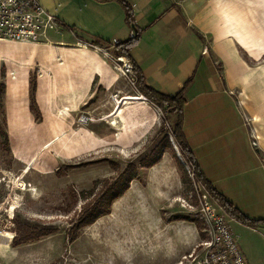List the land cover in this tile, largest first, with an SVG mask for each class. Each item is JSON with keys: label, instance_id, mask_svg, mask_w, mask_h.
Wrapping results in <instances>:
<instances>
[{"label": "rangeland", "instance_id": "obj_1", "mask_svg": "<svg viewBox=\"0 0 264 264\" xmlns=\"http://www.w3.org/2000/svg\"><path fill=\"white\" fill-rule=\"evenodd\" d=\"M93 46L87 48L105 66L98 67L103 83L118 77L112 88L105 90L94 80L71 113L62 106L76 90L70 83L66 87V71L54 73L55 88L44 90L35 114L30 111V117L18 121L9 118L8 109L14 107L6 101L14 103L18 115L23 99L30 108V84L36 85L37 74L31 68L27 80H20L13 68L18 64L1 54L8 44H0V235L30 242L31 264H176L195 247L190 235H201V207L213 202L181 156L172 122L161 128L160 111L150 109L154 116L146 126L141 112L131 110L144 98L123 75L113 46ZM77 63L70 69L89 70ZM140 127L141 133H132ZM124 171L126 178L133 176L127 190L104 202L106 214L82 227V217ZM125 229L140 230L142 239L120 237ZM151 231L158 232L156 243L150 240Z\"/></svg>", "mask_w": 264, "mask_h": 264}, {"label": "crops", "instance_id": "obj_2", "mask_svg": "<svg viewBox=\"0 0 264 264\" xmlns=\"http://www.w3.org/2000/svg\"><path fill=\"white\" fill-rule=\"evenodd\" d=\"M124 1L133 6V27L138 34L129 52L132 63L146 85L159 93L174 96L184 90L182 129L199 168L212 187L245 218L258 221L257 226L242 223L212 202L229 221L246 263L264 264V0ZM38 2L56 17L58 32L48 31L47 39L39 43L0 41L8 44L1 54L10 64H18L13 68L20 80H27L31 68L36 70L35 102L39 105L44 90L55 88L54 73L66 71V87L70 83L76 95L62 107L72 113L94 80L109 90L118 79L109 70L115 76L109 85L103 83L98 67L105 66L89 45L125 42L131 28L123 7L113 0ZM74 61L89 70L70 69ZM18 90L11 87L14 94ZM6 104L14 107L8 109L10 119L30 117L24 99L21 115L15 113L13 102ZM136 104L131 110L141 112L149 126L154 116L150 109H159L146 99ZM245 117L255 130L257 148L251 146ZM173 118L170 116L171 121ZM140 130L143 128L132 133ZM142 233L119 231L120 237L129 240L142 239ZM150 234L151 242L156 243L158 232ZM0 236V264H31L30 242ZM201 238L202 234L193 233L189 239L197 244Z\"/></svg>", "mask_w": 264, "mask_h": 264}, {"label": "built area", "instance_id": "obj_3", "mask_svg": "<svg viewBox=\"0 0 264 264\" xmlns=\"http://www.w3.org/2000/svg\"><path fill=\"white\" fill-rule=\"evenodd\" d=\"M59 27L56 17L47 12L38 0H0V41L39 43L47 39L48 31L58 32ZM135 36L136 33L131 30L129 39H134ZM116 44L118 43L113 45ZM117 59L123 65V75L129 76V81L135 88L136 76L132 75L131 64L128 60L125 63L120 57ZM85 119V116L80 117L81 122ZM245 125L250 131L251 146L257 148L254 129L247 120ZM200 212L204 222L202 238L191 252L183 255L176 264H247L226 217L214 204L207 202Z\"/></svg>", "mask_w": 264, "mask_h": 264}, {"label": "trees", "instance_id": "obj_4", "mask_svg": "<svg viewBox=\"0 0 264 264\" xmlns=\"http://www.w3.org/2000/svg\"><path fill=\"white\" fill-rule=\"evenodd\" d=\"M101 1H108V0H101ZM118 2L124 9L126 21L130 25L131 30L134 29L133 25V12L130 5H128L124 0H113ZM134 39H128L125 42L118 43L113 45L111 52L116 57H123L131 64L132 70L136 76V83H135V91L145 97L150 103H152L155 107H157L162 115L161 121V128L165 126L168 121L170 120V116H174L173 120L171 121L172 124L170 125V131L172 134V138L179 149V152L183 159L189 164V166L193 170V176L197 184H199L208 197L213 200L216 204H218L222 209L225 210L231 216H237V218L244 224L250 227H256L258 221H251L245 218L238 209H236L229 201H227L221 194H219L211 185V183L206 179L203 172L199 168L197 161L195 160L192 151L187 143L186 137L183 133L182 123H183V108L186 103V99L184 97V90L182 89L179 93L174 96L164 95L159 93L152 87L146 85L144 81V77L141 74L140 70L136 65H134L130 59V49L134 46L137 40V32ZM95 44L96 41H94ZM104 47H111L112 44L109 43H101ZM35 83L32 82L30 84V100L32 105H30V111L35 114L36 105L34 101L35 96ZM1 91H4V86L2 87ZM37 118V117H36ZM169 127V125H168ZM157 159L154 160L152 163H149L148 166L157 163ZM127 171H124L122 175H120L118 181L114 182L110 185L106 192H103L100 202L95 203L90 207V209L86 212V214L82 217L83 219L79 222L82 227L92 224L96 218L106 214V212L101 210L103 207V203H110L112 200L117 199L120 197L124 191L128 188V183L132 180L133 176H128L126 178ZM111 197V198H110ZM100 207V208H99Z\"/></svg>", "mask_w": 264, "mask_h": 264}, {"label": "bare ground", "instance_id": "obj_5", "mask_svg": "<svg viewBox=\"0 0 264 264\" xmlns=\"http://www.w3.org/2000/svg\"><path fill=\"white\" fill-rule=\"evenodd\" d=\"M124 100V99H123ZM117 106V105H116ZM120 107V106H119Z\"/></svg>", "mask_w": 264, "mask_h": 264}]
</instances>
